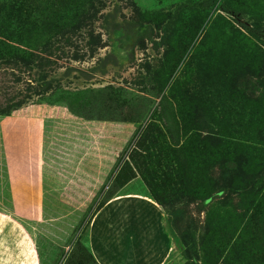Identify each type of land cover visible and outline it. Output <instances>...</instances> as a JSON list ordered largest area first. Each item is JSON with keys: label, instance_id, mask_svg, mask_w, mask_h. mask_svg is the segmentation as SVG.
I'll use <instances>...</instances> for the list:
<instances>
[{"label": "rangeland", "instance_id": "rangeland-1", "mask_svg": "<svg viewBox=\"0 0 264 264\" xmlns=\"http://www.w3.org/2000/svg\"><path fill=\"white\" fill-rule=\"evenodd\" d=\"M243 12L264 17V0H0V118L59 104L99 142L93 198L24 223L42 264H95L89 221L123 193L164 209L166 264H264V38ZM164 106L200 137L182 142L165 110L170 139Z\"/></svg>", "mask_w": 264, "mask_h": 264}, {"label": "crops", "instance_id": "crops-1", "mask_svg": "<svg viewBox=\"0 0 264 264\" xmlns=\"http://www.w3.org/2000/svg\"><path fill=\"white\" fill-rule=\"evenodd\" d=\"M24 109L0 118V264H42L24 223L59 225L93 198L100 180L89 122L59 104ZM86 244L95 264H166L173 250L164 209L135 193L115 195L96 211ZM66 246L58 247L64 260Z\"/></svg>", "mask_w": 264, "mask_h": 264}, {"label": "trees", "instance_id": "trees-1", "mask_svg": "<svg viewBox=\"0 0 264 264\" xmlns=\"http://www.w3.org/2000/svg\"><path fill=\"white\" fill-rule=\"evenodd\" d=\"M238 9H241V10L244 11L243 8H238ZM243 13L250 14L247 22H245L243 24L245 31L253 38V40H261V39H263L264 38V17L257 16L255 14H251L249 12H243ZM69 109L71 110L70 107H69ZM175 109L177 111H175ZM165 110L168 111V117H173L172 119L174 120V124L177 127L176 134H177L178 138L180 137L182 139V142H184L186 139L191 140L193 138V136L198 135V132H196V131H197V129H201L200 127L187 126L185 122H178L177 115L181 114L180 111H179V108H173L172 106H170L169 109H168L166 106H164V110H162L161 113H160L159 121L162 123L163 129H164L165 133L169 135L170 139L172 137H174L173 134L175 132L172 131L171 125L166 120ZM187 129H189V132H188ZM198 136L200 137V135H198ZM203 138H206V137H203ZM252 138L254 139L253 141H255L256 136H252ZM179 143L180 142H177V145L182 148V145L181 144L179 145ZM180 170H181L180 172L182 173L183 170L181 168V164H180ZM103 204L100 207H98V209H96V211L99 210L103 206ZM96 211L93 213V215L96 213Z\"/></svg>", "mask_w": 264, "mask_h": 264}]
</instances>
